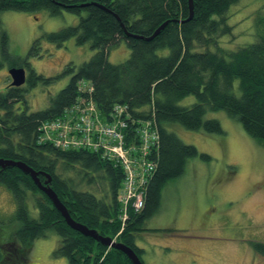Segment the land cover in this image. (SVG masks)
<instances>
[{
  "label": "trees",
  "instance_id": "trees-1",
  "mask_svg": "<svg viewBox=\"0 0 264 264\" xmlns=\"http://www.w3.org/2000/svg\"><path fill=\"white\" fill-rule=\"evenodd\" d=\"M238 1L192 0L193 17L187 21L188 0H0V13L44 10L56 17L64 11L79 17L76 26L50 33L45 40L60 47L74 39L78 46L88 43L95 51L79 68L67 65L61 75L51 78L30 70L26 88L8 86L6 93H0V160L25 163L39 174H48L49 187L76 223L128 246L140 259L143 251L135 239L145 231L144 221L159 209L163 186L184 174L188 160L210 159L181 142L171 130L173 124L189 132L221 135L219 122L204 117L207 111H225L255 142L264 144V7L253 18V44L232 52L218 44L219 38L231 33L225 13ZM166 22L151 41L128 36L149 37ZM1 35L5 45L6 35ZM122 42L131 54L124 63L113 65L108 62L109 50ZM39 44L34 41L27 56L38 58ZM210 45L216 52L209 51ZM159 50L168 54L160 56ZM63 77L70 80L48 107L28 114L25 97L30 89L40 83L50 86ZM234 81H238L239 96L234 94ZM83 82L91 86V95L80 92ZM189 97L195 103L180 107L179 102ZM83 98L92 100L103 122L111 121L117 107H126L127 137L139 121L156 125L158 150L150 157L156 170L145 189L143 209L136 213L129 205L125 221L120 219V168L91 150H62L38 141L43 123L56 121ZM39 181L45 178L39 175ZM98 183L102 185L99 192L93 190ZM0 185L14 198L11 222L18 224L9 237L11 242L1 245L0 264H28L32 244L49 231L60 238L53 256L68 264H131L120 251L107 249L67 226L47 195L17 168L0 169ZM28 202L36 218L29 215ZM252 249L264 256L263 243Z\"/></svg>",
  "mask_w": 264,
  "mask_h": 264
},
{
  "label": "rangeland",
  "instance_id": "rangeland-1",
  "mask_svg": "<svg viewBox=\"0 0 264 264\" xmlns=\"http://www.w3.org/2000/svg\"><path fill=\"white\" fill-rule=\"evenodd\" d=\"M263 7L264 0H239L231 5L225 13L231 33L219 38V47L232 52L253 44V18ZM78 21L79 17L64 11L56 17L44 10L0 13V93L7 92L9 70L13 67L24 68L28 80L30 70L37 76L51 78L61 75L67 65L79 68L89 61L95 51L88 43L78 46L70 39L58 47L45 40L50 33L76 26ZM2 33L6 35L5 45ZM36 40L40 41L39 57H29L28 51ZM209 51L216 52V48L210 45ZM130 54L122 42L109 50L108 62L124 63ZM157 54L168 53L159 50ZM69 80L63 77L50 86L40 83L32 87L25 97L28 114L47 108L50 99ZM233 90L239 96L238 81H234ZM194 103V98L189 97L181 100L179 106L190 107ZM204 119L219 122L223 134L189 132L179 125L171 126L181 142L194 146L210 159L188 160L184 174L163 186L159 209L144 221L143 228L166 231L144 232L138 237L137 244L145 247L142 264H264V256L252 249L254 244H264V144L255 142L225 111H207ZM101 188L98 183L93 190L99 192ZM31 205L27 203L29 215L36 218ZM15 210L13 196L0 185V248L11 242L9 237L18 229V224L11 222ZM59 241L52 231L35 241L28 264H68L66 259L53 256Z\"/></svg>",
  "mask_w": 264,
  "mask_h": 264
},
{
  "label": "built area",
  "instance_id": "built-area-1",
  "mask_svg": "<svg viewBox=\"0 0 264 264\" xmlns=\"http://www.w3.org/2000/svg\"><path fill=\"white\" fill-rule=\"evenodd\" d=\"M79 86L83 95H91V86L85 82ZM126 109L117 107L111 121L103 122L92 100L83 98L66 109L56 121L45 122L38 130L41 144L48 143L62 150H91L123 171L120 198L122 221L127 219L129 205L136 213L143 209L145 189L156 170V164L150 157L158 150L159 142L156 125L150 120L137 122L129 137L125 136L130 120L124 115Z\"/></svg>",
  "mask_w": 264,
  "mask_h": 264
},
{
  "label": "water",
  "instance_id": "water-1",
  "mask_svg": "<svg viewBox=\"0 0 264 264\" xmlns=\"http://www.w3.org/2000/svg\"><path fill=\"white\" fill-rule=\"evenodd\" d=\"M188 6H189V17L187 19L190 20L192 16V0H188ZM167 22L159 26L156 31L149 37H139V36H130L132 38H138V39H144L145 41H151L153 38H155L166 26ZM25 69L24 68H12L9 70V78H11L10 86L12 88H19L27 82V78L25 76ZM13 167L17 168L22 172V174L28 175L32 182L37 186V188L44 194L47 195L49 200L51 201L52 205L60 213V215L63 217L65 223L67 226H69L72 230L76 231L77 233H80L82 236H85L87 238H92L96 243H99L100 245L104 246L107 249H115L120 251L122 254L127 256L128 260L131 264H142L141 260L138 258L137 255L126 245H122L113 239L109 237L100 236L97 234L95 230L88 229L85 225L76 223L71 215L69 214V211L65 208L64 205L59 201L57 194L55 195L54 192L49 187L50 182V176L48 174H39L35 172L34 170L30 169L25 163L15 162V161H8V160H0V169H12ZM39 175H42L45 178V181L43 183H40L39 181ZM264 185V184H263Z\"/></svg>",
  "mask_w": 264,
  "mask_h": 264
},
{
  "label": "crops",
  "instance_id": "crops-1",
  "mask_svg": "<svg viewBox=\"0 0 264 264\" xmlns=\"http://www.w3.org/2000/svg\"><path fill=\"white\" fill-rule=\"evenodd\" d=\"M144 226V225H143ZM154 230H156V229H154ZM154 230H150V229H146L145 228V231L144 232H151V231H154ZM144 232H142V233H139L137 236H136V239H135V244H136V246L139 248V249H141L142 251H143V253H145V247H142L141 245H138L137 244V239H138V237H142L144 234Z\"/></svg>",
  "mask_w": 264,
  "mask_h": 264
}]
</instances>
